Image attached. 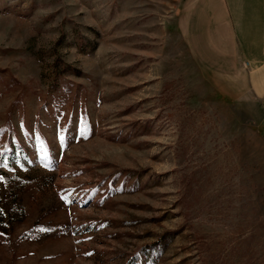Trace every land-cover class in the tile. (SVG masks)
I'll list each match as a JSON object with an SVG mask.
<instances>
[{
    "label": "rangeland",
    "instance_id": "rangeland-1",
    "mask_svg": "<svg viewBox=\"0 0 264 264\" xmlns=\"http://www.w3.org/2000/svg\"><path fill=\"white\" fill-rule=\"evenodd\" d=\"M192 1L0 0V264H264V111Z\"/></svg>",
    "mask_w": 264,
    "mask_h": 264
},
{
    "label": "crops",
    "instance_id": "crops-1",
    "mask_svg": "<svg viewBox=\"0 0 264 264\" xmlns=\"http://www.w3.org/2000/svg\"><path fill=\"white\" fill-rule=\"evenodd\" d=\"M185 28L210 74L236 80L238 95L264 111V0H193Z\"/></svg>",
    "mask_w": 264,
    "mask_h": 264
},
{
    "label": "snow or ice",
    "instance_id": "snow-or-ice-1",
    "mask_svg": "<svg viewBox=\"0 0 264 264\" xmlns=\"http://www.w3.org/2000/svg\"><path fill=\"white\" fill-rule=\"evenodd\" d=\"M81 135H85V130L83 127L81 128ZM0 180H2V177H0Z\"/></svg>",
    "mask_w": 264,
    "mask_h": 264
},
{
    "label": "trees",
    "instance_id": "trees-1",
    "mask_svg": "<svg viewBox=\"0 0 264 264\" xmlns=\"http://www.w3.org/2000/svg\"><path fill=\"white\" fill-rule=\"evenodd\" d=\"M9 158H10V155L8 156V160H7V161H8L7 163H8V165L10 166Z\"/></svg>",
    "mask_w": 264,
    "mask_h": 264
}]
</instances>
